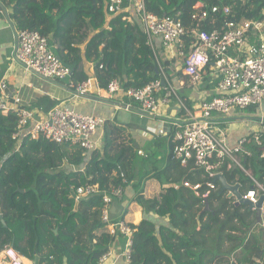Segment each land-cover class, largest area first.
<instances>
[{"label": "trees", "instance_id": "16d2710c", "mask_svg": "<svg viewBox=\"0 0 264 264\" xmlns=\"http://www.w3.org/2000/svg\"><path fill=\"white\" fill-rule=\"evenodd\" d=\"M0 1L17 31H36L55 43V54L71 68L68 81H63L67 87L90 79L87 62L95 63L94 74L101 88L111 78H117L126 91L160 77L142 24L132 11L108 13L107 0ZM144 1L147 10L159 17L180 12L189 27L200 0ZM203 1L206 7L220 8L200 22L199 29L207 32H223L230 24L264 16L262 0L243 4L240 0ZM127 3L124 0L123 5ZM224 6L228 13L223 12ZM188 44L189 39L186 54L191 50ZM184 61L181 58L182 64ZM167 62L161 61L164 67ZM16 122L14 113H0V214L6 223L4 227L0 222V251L12 245L29 264H100L110 243L124 235L96 234L104 226L102 197L75 201L74 191L80 185L96 184L110 192L120 183L122 172L127 183L121 197L113 198L112 203L122 205L119 220L132 229L131 256L126 264H224L208 244L211 246L214 236L222 238L234 219L243 222V216L233 199L219 191L220 183L214 177L208 178L192 163L182 166L172 157V134L169 141L157 138L153 147L139 156L128 126L106 118L101 147L82 156L80 149L56 143L41 133L22 136L20 141L12 139ZM250 148L253 155L241 161L263 182L260 153L264 139L262 146L251 144ZM238 172L243 189L244 183L252 181ZM232 176L225 174L228 181ZM152 177L163 186L166 183V190L159 198L145 199L144 182ZM198 184L197 189L191 188ZM127 188L133 192L130 197L125 195ZM150 213L162 222L152 221ZM261 254L257 241L248 238L237 255L238 263H253L252 256ZM263 257L257 264H264Z\"/></svg>", "mask_w": 264, "mask_h": 264}, {"label": "built area", "instance_id": "2783aa9c", "mask_svg": "<svg viewBox=\"0 0 264 264\" xmlns=\"http://www.w3.org/2000/svg\"><path fill=\"white\" fill-rule=\"evenodd\" d=\"M242 4L246 0H240ZM107 0V12L132 11L142 24L145 42L154 50V41L160 39L163 48L170 49L175 46L177 55L184 58L181 67L182 74L187 77L189 84H196L208 74L216 76L217 91L219 95L204 99L199 110L192 112L185 100L177 93V87L170 82L164 69L158 66L160 77L151 80L141 87L129 88L122 91L117 78H111L105 88H101L96 79L98 92L110 98L122 93L127 101H119L118 107L129 110L131 104H137L148 112H156L160 107L167 105L174 99L185 115L178 122L170 124L169 128L158 129L159 135L172 134V157L186 166L192 163L197 168L205 170L209 178L215 177L220 163L227 159L240 171L251 179L254 187L262 191L263 186L244 167L241 158L235 154L236 150L228 149L220 140L215 129L218 124L216 118L228 115L232 110L242 111L251 106H260L264 100V16L259 19H245L220 32L217 29L205 31L199 29V24L209 14L220 10L219 6L206 7L203 0L197 2V11L191 15L190 26L186 27L180 18V12L156 16L147 10L144 0ZM223 12L228 13V6L223 7ZM264 15V11L262 12ZM17 41L14 56L27 71L55 81H68L71 68L67 66L56 54L54 43L36 31H17ZM186 35L188 37L186 38ZM189 39L190 52L185 53ZM90 68H96L95 63H89ZM101 69L102 65H98ZM78 95H87L89 84L81 81L70 84ZM15 102H18L15 99ZM14 113L17 117L12 139L20 141L22 136L31 137L41 133L52 141L81 150L82 156L96 148L93 140L94 133L102 128L105 118L92 114L78 112L72 107L56 106L48 112L36 113L26 107L7 105L0 100V113L7 115ZM221 120L219 121V123ZM258 123L264 125V114L259 115ZM264 130L258 134L244 136L240 139L242 144L263 145ZM139 155H143L138 150ZM248 151L246 156H251ZM264 158V150L260 153ZM127 179L120 173V183L112 191L100 190L96 184L77 186L74 191L75 201L101 196L103 209L101 221L108 227L112 235L120 233L126 237L122 256L128 263L131 256L132 229L121 220L112 221L110 206L113 198H120ZM255 190L248 191L244 197L252 204L258 201ZM109 255L105 252L99 259L103 263ZM0 264H27L22 253L12 245H6L0 251ZM228 264H239L231 260Z\"/></svg>", "mask_w": 264, "mask_h": 264}, {"label": "crops", "instance_id": "0c3cea01", "mask_svg": "<svg viewBox=\"0 0 264 264\" xmlns=\"http://www.w3.org/2000/svg\"><path fill=\"white\" fill-rule=\"evenodd\" d=\"M7 15L8 10L4 8L0 1L1 101L7 105H14L15 107H26L36 113L48 112L52 108L59 105L66 107L69 106L84 114H92L116 121L118 124L128 126L129 132L132 134L138 150L143 152V155L138 154L139 156H144L146 150L153 147L157 138L169 141L167 137L170 132L165 133V135H159L158 129L162 127L170 129V124L180 121L185 116L174 99H171L167 105L160 107L156 112L145 111L137 104H131L129 110H125L122 107L119 108V101H127L126 97L123 96L122 93H118L110 98L109 96L98 92L96 77L94 74L95 70L90 68V62H87L88 71H90V79L87 81L89 84V96L78 95L73 89H69L63 81H58L63 85L59 86L34 73L33 71L25 70L24 66L20 64L14 56L17 41V30L14 28L11 21L8 20ZM175 48V46H172L168 50L163 48L161 41L158 38L154 41V50L151 49V51L154 55L156 64L160 65L164 69L170 82L177 87L178 95L185 100L187 106L194 113L199 110L201 101L219 95V92L217 91L218 78L215 75L212 76L211 74H208L200 82L196 84H189L187 77H185L181 72V67L184 63H181V58L178 57L177 49ZM160 60L162 62L168 61L167 64H165V67L162 65ZM90 96H95L97 98L94 99ZM15 99H17L18 102H15ZM261 113L264 114V100L258 107L251 106L242 111L232 110L228 115L216 118L219 121L221 120L220 123L218 121V124L215 125V129L220 140L228 149L236 150V156L241 159L246 157V153L248 151L252 152V156L253 151L250 148L251 144H242L240 143V139L244 136H251L258 133L261 134L264 130V125L258 123L259 115ZM245 118H254L255 120L249 121L248 119L246 122ZM165 123H167V126H165ZM256 125L259 126L258 131H254ZM93 140L96 148H100L102 145V128H99L94 133ZM248 145L249 147H247ZM228 163L229 161L224 159L220 163L217 172H221V175L229 185L237 187V192L240 194V197L245 198L244 195L250 190L256 191L252 182L244 183L243 186L245 187L240 189L241 182L239 181V169L233 164H230L228 167ZM202 170L204 175L208 177L205 170ZM247 170L252 173L254 178H256L250 166L247 167ZM226 173L229 175L233 174L230 181L226 179ZM218 182L220 183V181ZM258 182L264 188V180L263 182ZM184 185L188 186V183L185 182ZM165 186L166 183L163 186V183L156 178L152 177L147 179L144 182L143 187L144 198H159L161 194L165 192ZM209 186L213 187V184H209ZM218 186L221 189V184ZM198 187L199 184L191 188L195 190ZM222 192L227 193V196L233 199L235 207L238 208V213L243 216V222H240L238 219H234L230 228L226 230V232L222 233L224 234L222 238H217L216 236L213 237V243L211 246L208 244L209 248L217 251L216 258L221 257L224 264H228L231 260L238 261L237 255L239 254L241 246L248 238H254L257 241L262 254L261 256L253 255L251 258L253 263L249 264L259 263L261 260L260 258L264 256V200L260 206H257V203L252 204L255 205V209H250L248 205L239 203V198L236 196H230V191ZM153 193L157 194L151 198L147 197L148 195L151 196ZM256 193L259 200L261 195H263L262 191L257 189ZM132 194L133 192L131 189L127 188L125 195L130 197ZM113 205L114 208L112 205L110 206L111 213L114 215V217H112V221H117L120 217L122 205H115L114 203ZM213 206H216V202H213ZM207 208L208 207L206 205V209ZM149 217L156 223L162 222L152 213L149 214ZM220 219H222L221 215ZM101 232L107 233L111 238L116 236V234L112 235L108 227L105 226L95 231L96 234ZM125 242L126 237L124 236L119 237V239L110 243L106 252L109 256L103 263L100 264H126L122 256ZM212 264L217 263L212 262Z\"/></svg>", "mask_w": 264, "mask_h": 264}, {"label": "water", "instance_id": "95a60500", "mask_svg": "<svg viewBox=\"0 0 264 264\" xmlns=\"http://www.w3.org/2000/svg\"><path fill=\"white\" fill-rule=\"evenodd\" d=\"M262 1H264V0H262ZM11 24V23H10ZM19 62V61H18ZM20 63V62H19ZM21 64V63H20ZM49 81H51V82H53V83H55L56 85H59V86H63L62 85V83H59L58 81H55V80H52V79H48ZM65 87V86H64ZM88 95V94H87ZM86 95V96H87ZM89 96V95H88ZM91 98H94V99H96L97 97H95V96H90ZM214 180H218V181H220V184H221V189H220V191L222 192V191H230L229 192V195L230 196H232V195H234V196H236L237 198H239V203H243V204H246V205H248V207L250 208V209H255V205H252V203L248 200V199H246V198H241L240 197V194L237 192V187L236 186H231V185H229L226 181H225V179H224V177L221 175V174H217L215 177H214ZM264 200V195H261V197L259 198V200H258V202H257V206H260V204L262 203V201ZM112 207L114 208V205L112 204ZM0 222L2 223V225L4 226V227H6V223H5V221L3 220V217H2V215L0 214ZM27 264H29V263H27Z\"/></svg>", "mask_w": 264, "mask_h": 264}, {"label": "rangeland", "instance_id": "374dc122", "mask_svg": "<svg viewBox=\"0 0 264 264\" xmlns=\"http://www.w3.org/2000/svg\"><path fill=\"white\" fill-rule=\"evenodd\" d=\"M246 119V122L248 121V119H249V121H254L255 119L254 118H245ZM243 122V121H242ZM238 123V122H237ZM165 126H167V123H165ZM242 126V125H241ZM259 130V126H255V130L254 131H258ZM68 147V146H67ZM69 149V148H68ZM67 149V150H68ZM157 193H153V194H151V196L150 195H148L147 197L148 198H151V197H153V196H155Z\"/></svg>", "mask_w": 264, "mask_h": 264}, {"label": "clouds", "instance_id": "9594fccd", "mask_svg": "<svg viewBox=\"0 0 264 264\" xmlns=\"http://www.w3.org/2000/svg\"><path fill=\"white\" fill-rule=\"evenodd\" d=\"M26 263H28V262H26Z\"/></svg>", "mask_w": 264, "mask_h": 264}]
</instances>
